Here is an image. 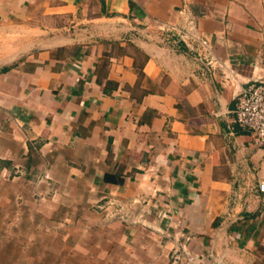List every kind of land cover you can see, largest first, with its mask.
<instances>
[{
	"label": "crops",
	"instance_id": "crops-1",
	"mask_svg": "<svg viewBox=\"0 0 264 264\" xmlns=\"http://www.w3.org/2000/svg\"><path fill=\"white\" fill-rule=\"evenodd\" d=\"M182 5L224 74L160 41ZM263 41L264 0H0V211L53 233L57 264H176L182 247L264 264V149L234 121ZM107 196L130 222L104 217Z\"/></svg>",
	"mask_w": 264,
	"mask_h": 264
},
{
	"label": "built area",
	"instance_id": "built-area-1",
	"mask_svg": "<svg viewBox=\"0 0 264 264\" xmlns=\"http://www.w3.org/2000/svg\"><path fill=\"white\" fill-rule=\"evenodd\" d=\"M176 12L178 19L161 21L156 26L155 29L161 34L160 41L176 50L183 49L197 60L198 74L202 79H206L208 74L213 75L217 69L224 74L227 64L213 52L212 43L200 30L197 18L186 5L179 6ZM261 59L264 61V49ZM234 101L235 123L248 130L253 143L264 149V80L246 82L235 94ZM256 190L264 192L263 178L257 180ZM96 206L107 220L131 221L126 212L128 204L115 196L104 197ZM234 221V215L226 220L227 223ZM182 252L184 253L176 264H198L192 252L185 247H182Z\"/></svg>",
	"mask_w": 264,
	"mask_h": 264
},
{
	"label": "rangeland",
	"instance_id": "rangeland-1",
	"mask_svg": "<svg viewBox=\"0 0 264 264\" xmlns=\"http://www.w3.org/2000/svg\"><path fill=\"white\" fill-rule=\"evenodd\" d=\"M14 213L0 211V264H57L61 252L53 233Z\"/></svg>",
	"mask_w": 264,
	"mask_h": 264
}]
</instances>
